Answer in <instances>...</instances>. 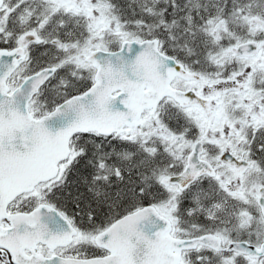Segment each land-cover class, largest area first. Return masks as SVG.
<instances>
[{"label":"snow or ice","instance_id":"1","mask_svg":"<svg viewBox=\"0 0 264 264\" xmlns=\"http://www.w3.org/2000/svg\"><path fill=\"white\" fill-rule=\"evenodd\" d=\"M0 264H264V0H0Z\"/></svg>","mask_w":264,"mask_h":264}]
</instances>
